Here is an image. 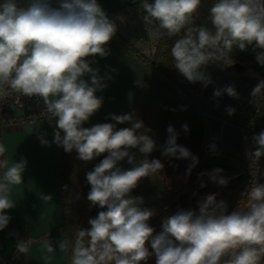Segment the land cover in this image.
I'll return each instance as SVG.
<instances>
[{"label":"clouds","instance_id":"1","mask_svg":"<svg viewBox=\"0 0 264 264\" xmlns=\"http://www.w3.org/2000/svg\"><path fill=\"white\" fill-rule=\"evenodd\" d=\"M200 5L201 0H139L141 19L151 26L153 37H178L170 55L182 76L207 87L212 83L204 71L209 64L230 65L232 54L249 46L264 66V0H214L211 27L196 24ZM116 32L115 20L98 0H0V99L14 93L35 97L48 119L55 121L53 143L65 152L75 151L85 163L104 156L86 173L87 200L101 210L88 220L89 228L75 229L55 246L43 241L50 254L44 260L59 251L69 253L68 264H148L153 258L155 264H264V183L255 178L264 157V130L252 137V150L246 152L254 179L243 194V204L228 212L225 202L217 203L216 194L210 193L197 201L196 208L178 207L164 217L156 232L149 223L154 211L141 209L143 198L132 195L142 178L163 168L160 159H149L157 148L152 129L132 113H112L108 118L115 123L84 127L102 107L103 97L96 93L107 87L106 77L91 65L96 56L110 54L106 45ZM225 93L238 95L231 85L214 90L215 97ZM261 94L264 80L253 90L254 96ZM234 112L227 109L228 115ZM35 123L33 117L31 133L39 129L31 128ZM118 124L129 126L117 128ZM182 128L188 131L187 124ZM167 133L162 155L190 159V173L198 157L177 143L174 127L169 125ZM46 135L38 139L50 146ZM6 151L0 143V230L11 219L5 210L15 207L13 190L24 183L27 167L26 158L10 159ZM122 161L130 167H122ZM222 172L216 168L201 174L207 180L201 179L199 187L209 182L226 187L229 178ZM41 199L47 204L52 196ZM17 251L27 253V241L19 243Z\"/></svg>","mask_w":264,"mask_h":264},{"label":"crops","instance_id":"2","mask_svg":"<svg viewBox=\"0 0 264 264\" xmlns=\"http://www.w3.org/2000/svg\"><path fill=\"white\" fill-rule=\"evenodd\" d=\"M53 2L55 3V0ZM98 3L116 24L121 17L125 19L141 13L139 0H98ZM138 35L137 29L127 33L117 27L116 34L106 45L110 54L105 58L95 57L91 66L98 68L100 74L106 77L107 87L96 93L97 96L103 97V104L90 120L96 123H115L108 118L109 114L132 113L148 73L144 54L151 48L149 46L147 50H143L137 44ZM141 46L146 47L143 43ZM52 124L33 125L31 128L39 129L32 133L30 126L9 127L1 134L0 142L7 149L6 156L16 161L21 158L27 160L23 173L24 183L13 190L16 205L5 210L11 217L7 226L19 232L18 244L27 241L29 248L25 254L16 248L12 259L18 256L14 264H63L66 257V253L57 251L50 261L44 260V257L50 254L44 250L43 241H51L55 246L57 241L65 236L61 228V182L57 168L56 144L52 142ZM125 126L127 124H118L117 128ZM43 133L47 134L45 138L50 146L42 145L38 139V135ZM42 195H51L52 200L46 204L41 199Z\"/></svg>","mask_w":264,"mask_h":264},{"label":"rangeland","instance_id":"3","mask_svg":"<svg viewBox=\"0 0 264 264\" xmlns=\"http://www.w3.org/2000/svg\"><path fill=\"white\" fill-rule=\"evenodd\" d=\"M141 16L142 12L122 19L117 23V27L119 29L122 28L123 31L127 33L132 29H137L139 31V40H137V44H139L143 50H147L148 47L151 46L149 51H146L144 54L147 59L145 64L150 70V68H152V61L156 59L158 54L162 51L160 48H162L163 37H153L150 34L151 26L144 25ZM141 43L145 44L146 47H142ZM256 51L260 50L257 49ZM160 59L161 56L158 61ZM232 59L233 63L230 65L222 63L209 64L204 71L210 74L212 83L207 87L202 85L201 92L194 95L197 102L209 114L217 117L228 116L227 109L229 107H237L241 100L243 101V99L253 95L255 87L260 81L264 80V66L258 64L256 53L251 46L245 51L236 50L232 54ZM228 85L234 86L238 94L237 97H230L226 93L220 97L214 96V90L223 89ZM255 97L264 106V94ZM198 111L205 120L208 131L217 130L221 127L220 122L211 119L200 110ZM54 123L52 126H54ZM94 124L95 123L88 121L84 127H91ZM222 132L224 134V154L218 158H209L204 155V169L196 182H200L201 179L207 180V176H202L201 174L220 168L223 170L222 175L229 178V183L226 187L216 186L209 182L205 188L199 190L195 185H190L168 197L169 191L165 189L163 179L161 175L157 173L152 177L142 178L138 186L133 190V196L143 198V203L140 204L139 207L141 209H150L154 211L155 215L151 218L149 223L156 232L161 230L162 219L173 214L178 207L196 208L197 201L210 193L216 194V202L219 203L223 201L225 195L230 194L231 190L236 186L234 175L243 171V156L246 147L245 135L242 131L231 126L224 127ZM56 148L58 151V158L60 159L59 176L61 190L66 198L65 203L72 207L82 198V195L90 189V185L86 180V173L92 170L104 156L102 155L91 162L85 163L77 159V153L75 151L71 153L65 152L64 149L58 145H56ZM137 158H142L138 152ZM121 166L124 168L130 167L126 161H122ZM229 197L231 198V194ZM235 197L236 194L225 203L228 212L232 210ZM17 256H15V258L11 260L12 263L10 261L9 264L16 263ZM148 264H155V259L149 260Z\"/></svg>","mask_w":264,"mask_h":264},{"label":"trees","instance_id":"4","mask_svg":"<svg viewBox=\"0 0 264 264\" xmlns=\"http://www.w3.org/2000/svg\"><path fill=\"white\" fill-rule=\"evenodd\" d=\"M213 2L214 0H201V5L196 13V24L211 27L209 9ZM177 38L163 37L162 48H160L162 51L152 61V68L148 69L138 101L132 110L134 117L142 120L146 128L152 129L150 135L156 141L157 148L150 154L149 159L161 160L163 168L159 174L163 179L165 189L169 191L168 197L190 185H195L197 189H201L199 187L200 182H196V180L204 169V143L208 134L207 124L198 111L202 106L194 98L195 94L201 92L202 84L200 82L190 83L172 66L170 50ZM160 56L161 59L158 61ZM89 121L96 124L92 120ZM54 122L53 120L52 123ZM184 124L188 126L187 132L182 128ZM169 125L174 127L179 134L177 143L198 157V163L191 168L190 173L189 165L192 163L190 159H176L162 155V146L167 140ZM56 156L59 173L60 159L57 148ZM237 189L236 186L231 190V198L229 197L230 194L225 195L223 202L227 203L232 199ZM89 190L72 207L65 203L66 198L61 190L63 208L61 228L65 236L69 238L75 229L89 228L88 220L94 218L100 211L98 207L90 206V202L87 200ZM68 257L69 253H66L63 264H68Z\"/></svg>","mask_w":264,"mask_h":264},{"label":"built area","instance_id":"5","mask_svg":"<svg viewBox=\"0 0 264 264\" xmlns=\"http://www.w3.org/2000/svg\"><path fill=\"white\" fill-rule=\"evenodd\" d=\"M155 51V49H154ZM233 115L217 117L209 114L204 108L200 111L211 119L220 122L221 127L217 130H209L204 143V155L209 158H218L224 154V134L222 129L226 126L234 127L245 135V152L243 156V171L234 175L237 186L235 201L232 210L239 204L245 202L243 194L254 179L253 169L246 152L252 150V137L264 130V106L253 95L240 101L234 108ZM35 117L36 124L52 123L49 120L42 101L35 97L28 98L21 94L14 93L12 96L0 99V141L2 132L9 127H28L29 121ZM33 126V125H32ZM1 143V142H0ZM260 173L255 177L260 183H264V157L259 161ZM235 186V187H236ZM231 210V211H232Z\"/></svg>","mask_w":264,"mask_h":264},{"label":"water","instance_id":"6","mask_svg":"<svg viewBox=\"0 0 264 264\" xmlns=\"http://www.w3.org/2000/svg\"><path fill=\"white\" fill-rule=\"evenodd\" d=\"M19 232L6 226L0 230V264H8L17 248Z\"/></svg>","mask_w":264,"mask_h":264}]
</instances>
